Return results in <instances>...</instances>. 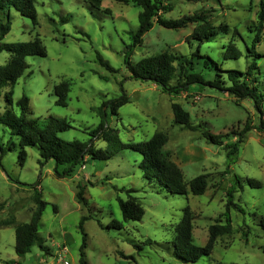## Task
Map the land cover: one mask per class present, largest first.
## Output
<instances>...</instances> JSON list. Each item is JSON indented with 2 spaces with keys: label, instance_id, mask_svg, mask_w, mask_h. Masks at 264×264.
I'll return each instance as SVG.
<instances>
[{
  "label": "rangeland",
  "instance_id": "374dc122",
  "mask_svg": "<svg viewBox=\"0 0 264 264\" xmlns=\"http://www.w3.org/2000/svg\"><path fill=\"white\" fill-rule=\"evenodd\" d=\"M154 1L160 7L156 17L162 20L199 15L215 28L226 26L227 32L200 44L188 39L200 21L180 29L154 23L141 44L128 53L140 12L131 2L102 0L100 8L94 9L84 0H34L37 24L11 9L10 30L3 41L38 37L46 55L27 57L23 75L0 89V116L7 109L19 114L16 102L25 94L30 118L43 122L53 116L69 124L68 130L57 133L60 139L90 140L94 149L108 151L100 133L95 137L91 133L101 122L98 109L105 104L104 128L118 137L120 145L147 141L156 132L166 134L164 149L170 151L183 180L188 183L204 174L206 191L199 196L189 191L187 196L169 193L156 178H146L140 153L122 146L106 161L87 159L83 168L78 165L71 175L60 178L54 173L53 161L39 165L37 147L25 148L21 164L18 137H13L10 148L8 130L0 124V148L4 150L0 153V264H79L82 216L87 218L83 252L88 264H183L174 256L171 241L186 206L193 217L192 237L197 246L206 243L210 225L224 224L226 216L231 224L230 233L216 239L211 254L193 264H264V106L260 115L250 99L236 104L230 94L209 85L194 84L178 94L167 93L151 81L131 78L125 62L135 65L163 52L189 57L198 49L222 70L245 71L251 61L248 49H254L260 55L256 58L261 81L257 90L264 96V26L259 42L252 46L261 0ZM230 44L241 53L239 58L224 57ZM9 58L1 52L0 65ZM175 67L171 85L179 75L177 63ZM196 68L200 70V65ZM201 72L205 81L215 74L211 69ZM63 80L69 85L65 107L55 105L53 92ZM122 95L128 102L117 114L111 113L107 103ZM173 104L189 113L188 127L174 122ZM246 123L250 129L237 153L228 158L226 146L238 139ZM204 131L219 136L220 145L210 143ZM248 180L257 181L259 187L249 185ZM37 182L36 189L46 203L37 228L41 241L19 258L14 252V226L29 221ZM77 186L83 188L86 206L76 200ZM229 192L232 204L224 216ZM128 195L136 197L144 209L140 221L122 220L118 200ZM112 220L122 228L108 227Z\"/></svg>",
  "mask_w": 264,
  "mask_h": 264
},
{
  "label": "trees",
  "instance_id": "16d2710c",
  "mask_svg": "<svg viewBox=\"0 0 264 264\" xmlns=\"http://www.w3.org/2000/svg\"><path fill=\"white\" fill-rule=\"evenodd\" d=\"M92 8L98 9L101 6L102 0H84ZM122 2H131L134 6L140 8L138 13V27L133 34L132 45L129 47V52L133 48L140 45L142 37L147 33L154 23H159L161 26L169 29L185 28L189 23L200 21V24L194 33L188 39H195L200 44L204 41H209L218 33H226L227 27L220 28L213 27L206 18L199 15H192L183 17L178 20H162L157 16L160 10L159 2L154 0H117ZM13 9L22 17L32 21L34 25L37 24V14L34 7V0H0V12L3 19L0 20V53L7 52L10 55L9 60L0 65V89L6 84H14L28 68L26 58L29 56L44 57L46 55L45 48L41 45L39 38H35L26 42L6 43L3 38L10 30L9 11ZM156 17V20L154 18ZM264 26V0L259 3V10L257 12L256 30L257 34L253 40L252 46L259 42L260 34ZM241 53L237 48L230 44L224 54L225 58H239ZM260 55L254 49H248V57L251 58L249 65L245 71L239 70H222L220 66L208 55H201L197 49L191 53L189 57L178 56L171 52H163L156 56L146 57L140 59L135 65L126 62L127 68L130 71L131 78L148 80L159 86L162 91L167 93L178 94L183 92L190 85H209L220 91L230 94L235 103L250 99L253 102L255 110L261 115L264 106V96L258 92L257 85L261 84L259 69L256 64V58ZM99 61L102 65L109 68L108 64L100 57ZM175 63L179 66V75L176 83L173 85L170 82L174 78ZM200 65V70L196 68ZM201 69H211L215 71L214 77L210 81H205ZM256 71V72H255ZM222 74H225L223 77ZM229 84H228V83ZM226 83L228 85H226ZM56 96L55 105L65 107L67 105L69 85L66 81H60L53 88ZM11 103V97L8 99ZM128 102L125 95L110 100L107 104L110 107L111 113L117 114V110ZM19 108V114H15L12 109H7L0 116V124L8 130L10 148L14 146L13 137L17 136V145L19 147L18 158L20 163L24 162L25 148L37 147L39 151V165L43 166L45 162L51 160L54 163V173L57 177L63 178L71 175L74 169L78 166L84 165L87 159L106 161L110 155L118 151L119 146L123 148H131L142 156V163L140 168L148 180L156 178L158 182L171 194L178 196H187L188 191L195 195H202L207 188L206 176L204 174L198 175L191 179L188 183L183 180V175L180 168L170 159V151L165 150L164 147L168 142V137L162 132L154 133L147 141L137 144H122L116 135L110 134L104 128L106 111L98 109L101 122L97 129L91 133L95 137L100 133V137L107 142L108 151L102 149H94L93 144L83 143L77 140L64 141L57 136L58 132L68 130L69 124L59 118L48 116L45 121L39 122L36 119L29 117V99L25 94H22L20 99L16 102ZM172 114L174 122L188 127L190 125V115L180 105H172ZM264 129V123L261 124ZM250 129L246 123L242 131L238 135V139L231 145L226 146L228 149V158L237 153L239 144L242 142L244 133ZM204 137L214 145H220L219 136L212 135L208 131L203 132ZM4 152L0 148V153ZM62 171L59 172L58 168ZM249 185L259 187V183L254 180H248ZM38 182L33 187L32 200L34 208L28 222L19 223L14 226V252L19 258H23L30 252L34 245L39 244L41 237L38 234V224L40 222L42 213L45 209V201L42 199L40 191L36 189ZM76 200L83 206L87 205L84 197V191L81 186H77ZM133 193L129 190L128 193ZM228 196L225 205V211L222 215L226 216L229 213L231 201V193ZM121 217L124 222L140 221L144 215V209L140 201L128 195L126 200H118ZM87 220L82 216L79 222V229L83 234V241L80 247L79 264H88L85 261L83 248L85 246V237L83 231V223ZM192 221L193 217L189 206L183 209V215L180 222L176 225L174 230V237L171 245L174 251V256L183 264L197 263L203 256H209L212 252L216 239L231 231V224L228 216L224 224H212L208 228V239L203 246H197L193 243L192 237ZM101 226V225H100ZM110 228L121 229L122 224L116 220H112L108 225ZM150 242V241H149ZM39 248H44L38 245Z\"/></svg>",
  "mask_w": 264,
  "mask_h": 264
},
{
  "label": "built area",
  "instance_id": "2783aa9c",
  "mask_svg": "<svg viewBox=\"0 0 264 264\" xmlns=\"http://www.w3.org/2000/svg\"><path fill=\"white\" fill-rule=\"evenodd\" d=\"M82 168L84 167V165L83 166H81Z\"/></svg>",
  "mask_w": 264,
  "mask_h": 264
}]
</instances>
